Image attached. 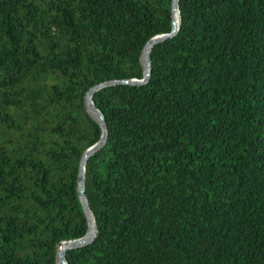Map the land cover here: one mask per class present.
Listing matches in <instances>:
<instances>
[{
  "label": "trees",
  "instance_id": "16d2710c",
  "mask_svg": "<svg viewBox=\"0 0 264 264\" xmlns=\"http://www.w3.org/2000/svg\"><path fill=\"white\" fill-rule=\"evenodd\" d=\"M0 0V264H264V0ZM126 80V81H120Z\"/></svg>",
  "mask_w": 264,
  "mask_h": 264
},
{
  "label": "water",
  "instance_id": "95a60500",
  "mask_svg": "<svg viewBox=\"0 0 264 264\" xmlns=\"http://www.w3.org/2000/svg\"><path fill=\"white\" fill-rule=\"evenodd\" d=\"M177 3L178 0H172V12H173V21H172V30L167 33V34H157L155 36H152L150 39H148L146 41V43L143 46L142 49V55H141V59H142V63L144 66V76L141 79H135V81H144L148 78L150 70H151V57H150V52H151V47L154 43L171 36L172 34H174L177 30V26H178V20L175 22L174 20V10L177 9L178 11V7H177ZM120 81H126V80H120ZM114 82V80L112 81H105L102 83H99L97 85H95L94 87L90 88L85 95V103L89 109V111L91 112V114L93 116L96 117V119H98L101 129H102V134L101 137L99 138V140L93 144L92 146L88 147L87 150L85 151V153L83 154L81 161H80V173H79V192H80V197H81V201L83 203V206L85 208V212L88 218V229H87V233L79 238H74V239H70L67 241L62 242L63 243V247L58 249L56 257L58 261H61L62 264H67V261L65 259V252L67 250L68 247L71 246H78L84 242H86L95 232V223H94V219L91 213V210L88 206V202L84 193V163H85V159L86 157L93 151V149L98 146L101 142H103V140L105 139L106 136V123L105 120L103 118V115L101 114V112L95 107V105L93 104L91 97L93 94V91L105 84Z\"/></svg>",
  "mask_w": 264,
  "mask_h": 264
},
{
  "label": "bare ground",
  "instance_id": "6f19581e",
  "mask_svg": "<svg viewBox=\"0 0 264 264\" xmlns=\"http://www.w3.org/2000/svg\"><path fill=\"white\" fill-rule=\"evenodd\" d=\"M178 16H179V15H178V11H177V9H175V10H174V20H175V22L177 21ZM62 247H63V243L60 245V248H62ZM60 248H59V249H60ZM59 262L61 263V261H59ZM59 262H58V263H59ZM61 264H62V263H61Z\"/></svg>",
  "mask_w": 264,
  "mask_h": 264
},
{
  "label": "rangeland",
  "instance_id": "374dc122",
  "mask_svg": "<svg viewBox=\"0 0 264 264\" xmlns=\"http://www.w3.org/2000/svg\"><path fill=\"white\" fill-rule=\"evenodd\" d=\"M59 262V261H58ZM59 264H61L60 262H59Z\"/></svg>",
  "mask_w": 264,
  "mask_h": 264
}]
</instances>
